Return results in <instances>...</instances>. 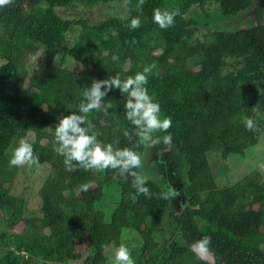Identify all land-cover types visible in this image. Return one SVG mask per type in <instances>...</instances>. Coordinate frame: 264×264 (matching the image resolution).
Masks as SVG:
<instances>
[{
	"label": "trees",
	"instance_id": "obj_1",
	"mask_svg": "<svg viewBox=\"0 0 264 264\" xmlns=\"http://www.w3.org/2000/svg\"><path fill=\"white\" fill-rule=\"evenodd\" d=\"M30 1L14 0L0 8V218L5 228L0 233V264H113L121 245L139 254L135 264H264L263 171L254 169L222 188L209 159L210 153L224 159L233 153L245 156L264 132V118L257 115L259 81L264 79V0H145L142 10L138 0H131L125 16L96 22L64 18L57 8L92 9L123 0H36L43 5L26 6ZM214 4L222 16L252 7L255 24L198 36L199 23L189 13L193 7ZM157 7L179 8L181 14L162 30L152 20ZM136 16L141 26L125 27ZM75 29L78 35L66 54L76 68L56 65ZM113 55L119 60L114 62ZM152 64L156 67L146 87L160 104L161 118L171 117V144L187 168L185 200L175 211H168L171 199L161 197L164 189L155 180L145 185L150 197L138 195L133 201L131 177L125 182L113 170L68 171L54 150L55 125L77 112L85 86L117 73L121 79L134 76ZM103 102L100 111L87 117L97 139L141 155L145 146L134 147L138 137L129 141L123 135L133 130L124 116L126 97L113 89ZM245 117L261 131H247ZM20 138L32 144L39 165L52 168L37 191L36 212L29 209L28 197L12 191L21 167L9 165V149ZM85 183L89 189L78 192ZM113 183L120 190L108 217L97 203ZM165 216L175 232L172 239L165 232L158 235ZM202 239L209 241L206 247L214 263L194 249Z\"/></svg>",
	"mask_w": 264,
	"mask_h": 264
},
{
	"label": "clouds",
	"instance_id": "obj_2",
	"mask_svg": "<svg viewBox=\"0 0 264 264\" xmlns=\"http://www.w3.org/2000/svg\"><path fill=\"white\" fill-rule=\"evenodd\" d=\"M14 0H0V8L11 5ZM145 0H138L137 8L142 10ZM131 0H123V5L127 7ZM180 9L172 11L153 9L152 20L160 29L166 30L174 25L175 17L180 15ZM141 26V19L136 16L130 20L125 27L136 30ZM114 62L119 60V56L113 55ZM156 65L152 64L135 73L134 76H127L121 79L119 73L107 79H93L90 86L82 89V100L78 105L77 112L59 118L55 125L54 138L58 145L54 150L57 155L63 157V164L66 170L73 171L76 167L85 171L113 170L117 175L127 182L131 177V186L135 193L130 194V198L135 201L138 195L150 197L151 193L146 187L147 177L137 169L143 167L142 157L133 148H119L111 143L104 144L97 139V134L93 131L94 125L87 119L93 111H100L104 106V98L108 92L118 89L126 97L124 104V116L133 126V130H125L123 135L129 141L133 135L138 137V143L134 147L141 145L154 148L163 143L171 146L172 135L168 130L172 126L171 117L161 118V107L149 95L148 76L152 73ZM107 115V110L104 112ZM244 126L247 131L260 132L261 129L251 118H244ZM52 130L51 128H49ZM53 131V130H52ZM156 133H168L167 135H155ZM118 143V142H117ZM39 164V157L34 153L31 143L26 138H20L17 146L11 151L9 165L12 167L32 166ZM163 190L160 195L163 199H174L180 195L172 186L162 185ZM89 183L79 185L77 191H87ZM207 239L198 241L195 248L204 253L207 249ZM211 254V253H210ZM212 255V254H211ZM213 256V255H212ZM214 258V257H213ZM215 262V261H214ZM213 262V263H214ZM113 264H135L132 259L130 249L121 245L115 249Z\"/></svg>",
	"mask_w": 264,
	"mask_h": 264
},
{
	"label": "rangeland",
	"instance_id": "obj_3",
	"mask_svg": "<svg viewBox=\"0 0 264 264\" xmlns=\"http://www.w3.org/2000/svg\"><path fill=\"white\" fill-rule=\"evenodd\" d=\"M257 1V0H256ZM256 1L254 5H256ZM43 5L38 3L36 0H31L26 6H37ZM252 8V7H251ZM250 8V9H251ZM250 9L242 12L236 16H222L219 13L218 5H207L205 9L200 7H193L189 13V16L195 19L199 24L198 36H202L208 30L214 29H228V30H238L241 28H246L253 26L255 24L254 17L250 14ZM58 13L64 18H89L92 22L100 21L103 18L108 16L117 15L125 16L127 10L122 2L113 1L111 3H102L96 5L92 9L84 7H68V8H57ZM78 35V29L70 32L68 34V41L66 46L63 48L65 53L58 54L55 64L64 66L67 68H76V64L73 59H70L66 52L67 48L71 47ZM31 62H35L34 57L31 59ZM4 63V60L0 58V65ZM80 68V66H78ZM262 93V101L257 106V115L260 118H264V79L259 81ZM155 135H161V133H156ZM15 139L12 143L11 148L9 149V155L11 156V151L14 147L17 146V141ZM209 159L213 173L215 174L216 181L220 187H227L236 184L243 177L248 175L254 169H260L264 173V132L262 133L260 140L256 146L251 147L245 156L239 154H231L227 159L221 157L214 153L209 154ZM143 161V174L148 179H153L158 182L161 186H172L180 195L173 200L171 199L172 205L168 209L170 210H179L184 203V186L186 183V164L182 157L178 154L175 147L165 146L163 143L157 145L154 148L146 147L144 148L143 153L141 154ZM52 170L51 166L48 164L42 165H32V166H22L19 174L16 177L15 184L13 186V193L24 194L29 198V209L37 211L40 206V199L37 196V191L41 187L43 181L47 175ZM119 186L117 184L109 185L103 200L97 203V208L102 209L107 213L109 217L111 212L117 203ZM166 190V188H163ZM3 219L0 218V233L5 229ZM21 225L16 226L15 229H20ZM166 234L168 239H172L175 236V232L169 226V217L165 216L161 223V228L158 230L159 237H162L163 234ZM130 240L133 236L132 234L127 235ZM162 240V238L160 239ZM194 249L203 258L214 262L210 252L206 251L200 253L195 247ZM132 259L135 261L138 260L139 254L137 252L131 251ZM35 264H58L50 262H42L37 260ZM64 264V263H62ZM73 264V263H67Z\"/></svg>",
	"mask_w": 264,
	"mask_h": 264
},
{
	"label": "water",
	"instance_id": "obj_4",
	"mask_svg": "<svg viewBox=\"0 0 264 264\" xmlns=\"http://www.w3.org/2000/svg\"><path fill=\"white\" fill-rule=\"evenodd\" d=\"M201 257H202V258L204 257L203 254H201ZM212 259H213V261H215L213 257H212Z\"/></svg>",
	"mask_w": 264,
	"mask_h": 264
}]
</instances>
